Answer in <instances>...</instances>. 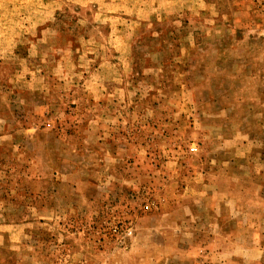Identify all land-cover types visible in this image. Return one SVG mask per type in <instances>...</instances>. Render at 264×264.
I'll return each instance as SVG.
<instances>
[{
    "label": "rangeland",
    "instance_id": "rangeland-1",
    "mask_svg": "<svg viewBox=\"0 0 264 264\" xmlns=\"http://www.w3.org/2000/svg\"><path fill=\"white\" fill-rule=\"evenodd\" d=\"M0 264H264V0H0Z\"/></svg>",
    "mask_w": 264,
    "mask_h": 264
}]
</instances>
